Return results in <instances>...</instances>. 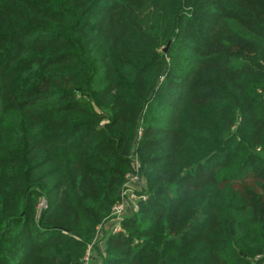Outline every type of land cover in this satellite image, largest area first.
Instances as JSON below:
<instances>
[{"label": "trees", "instance_id": "16d2710c", "mask_svg": "<svg viewBox=\"0 0 264 264\" xmlns=\"http://www.w3.org/2000/svg\"><path fill=\"white\" fill-rule=\"evenodd\" d=\"M88 253L264 264V0H0V264Z\"/></svg>", "mask_w": 264, "mask_h": 264}, {"label": "built area", "instance_id": "2783aa9c", "mask_svg": "<svg viewBox=\"0 0 264 264\" xmlns=\"http://www.w3.org/2000/svg\"><path fill=\"white\" fill-rule=\"evenodd\" d=\"M139 184L140 187V182L138 181V178L136 176H130L128 178V181L126 182V185L124 187V191H123V195L126 197V200L122 201L121 203L117 204L114 206L113 210H112V214L114 216L113 221H111L112 223H118V225L116 224V229L113 231V233H116L118 231H120V227H119V223L122 220V218L126 215L129 214L128 212H126V208L129 206V204H131V202H133L135 204V201L131 200V197H128L125 195V189H129L130 185L133 184ZM142 199H144V197H142ZM131 204L133 207L135 206L134 204Z\"/></svg>", "mask_w": 264, "mask_h": 264}, {"label": "rangeland", "instance_id": "374dc122", "mask_svg": "<svg viewBox=\"0 0 264 264\" xmlns=\"http://www.w3.org/2000/svg\"><path fill=\"white\" fill-rule=\"evenodd\" d=\"M138 191H139V184L135 183L133 185H130L129 189H127V188L125 189V195L128 197H131V195H132L131 200L135 201V203H136V200H137L136 192H138ZM135 208H136V206L133 207L131 204H129V206L126 208V212H130V210L135 209ZM116 224L118 225V223H112V222L108 223L107 229L105 230L107 232L106 234H109L110 232L113 233V231L116 229L115 228ZM103 241H105V236L99 231L98 235L96 237V243L98 246H101ZM90 255L91 254L88 253L87 259H86V264L90 260V257H91Z\"/></svg>", "mask_w": 264, "mask_h": 264}, {"label": "water", "instance_id": "95a60500", "mask_svg": "<svg viewBox=\"0 0 264 264\" xmlns=\"http://www.w3.org/2000/svg\"><path fill=\"white\" fill-rule=\"evenodd\" d=\"M164 51H166V49H164Z\"/></svg>", "mask_w": 264, "mask_h": 264}]
</instances>
